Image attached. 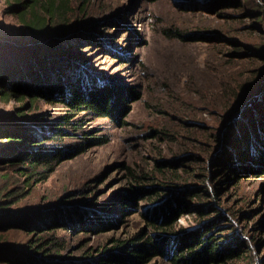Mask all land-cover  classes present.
Segmentation results:
<instances>
[{
	"label": "rangeland",
	"instance_id": "1",
	"mask_svg": "<svg viewBox=\"0 0 264 264\" xmlns=\"http://www.w3.org/2000/svg\"><path fill=\"white\" fill-rule=\"evenodd\" d=\"M217 1L224 5H216ZM10 5L11 0H0V57L5 59L0 58V64H15L19 58L14 55L30 45L18 42L24 32L9 13ZM69 8L68 20L79 26L74 24L73 34L59 41L63 49L64 44L70 49L61 58L45 59L43 70L49 73L50 64L65 67L77 61L76 72L92 83L111 77L123 90L125 107L110 116L79 111L73 119L77 126L49 142L61 148L65 159L47 181L27 186L13 168L0 164V206H5L0 210V259L34 260L26 252L34 250L43 236L57 243L52 252L65 258L61 264H89L91 256L111 241L142 228L149 231L143 216L157 200L155 192L167 186L203 191L204 195L187 200L188 206L216 209H207L205 217L194 209L186 211L170 231L195 228L202 219L221 213L211 236L236 237L264 259V226L259 224L264 220V170L228 175L217 165L229 132L239 131L233 127L239 118L228 122L232 112L224 114L215 101L223 87L238 91L252 76L250 88L262 76L264 81V0H70ZM89 36L99 42L90 45ZM261 95L252 94L255 100ZM28 100L0 99V127L14 128L19 121L14 116L22 106L27 115L45 120L63 113L59 104L43 98L29 111ZM206 102L214 105L209 113L203 111ZM9 146L6 138H0V153L12 151ZM146 176L153 177L156 189L122 214L117 199L131 184L150 187ZM213 188L217 197L211 195ZM56 207L65 209L72 223L81 215L85 223L114 220V226L96 233L71 225L39 236L29 231L33 221L52 215ZM246 260L243 256L234 262Z\"/></svg>",
	"mask_w": 264,
	"mask_h": 264
},
{
	"label": "trees",
	"instance_id": "2",
	"mask_svg": "<svg viewBox=\"0 0 264 264\" xmlns=\"http://www.w3.org/2000/svg\"><path fill=\"white\" fill-rule=\"evenodd\" d=\"M69 2L70 0H11L9 13L16 16L24 32L18 42L26 40L30 45L14 55L19 58V60L14 59L16 67L11 68L15 64L10 61H2L4 63L0 64V99L16 98V101H23L28 98V110L32 111L39 98H43L52 101L53 104H59L63 109V113L54 119L45 120L42 117L27 115V112L22 110L24 108L22 106L17 109L18 114L14 116L19 120L14 123V128L0 127V138H6L10 142L9 147H12V151L0 153V164L13 168L24 178L27 186L31 182L47 181L65 159L61 154V148L49 142L66 136L68 133L66 128L77 126L73 119L79 111L110 116L119 113L125 107L126 97L123 95V90L118 89L111 77H107L105 82L97 78L98 85L96 82L92 83V80L76 72L79 67L77 61H70L65 67L61 64L56 66L50 64L49 73L43 70L45 59L61 58L64 52L69 51L70 47L64 44V41L65 48H62L59 39L73 34L76 30H73L74 24L76 27L79 26V23H72L67 18L71 12ZM216 5L224 4L217 1ZM262 16L260 14V17ZM86 39L91 42L90 45L99 42L96 37L89 36ZM1 60L5 59L1 58ZM25 64L27 66H23ZM10 68L11 71L14 69L11 73H9ZM64 68L68 70L67 74ZM252 78L245 79L242 84H246V87L239 88L240 90L237 88L238 91L236 88L223 87L220 98L215 99L218 103L216 107L224 109V114L233 112L237 106L241 109L242 100L252 89L250 88ZM261 78L263 79V76ZM71 79L74 81L72 85ZM248 80L251 81L247 83ZM250 106L252 108H249ZM213 107L212 102H206L203 111L209 113L214 109ZM253 112L256 114L254 115ZM238 118L237 122L234 121L233 127L238 128L239 131L236 134L229 132L230 137L225 140L226 147H223L216 162L228 175L229 173L236 175L238 170L246 176L255 175L264 170V91L261 97L240 113ZM254 118L255 121L251 120ZM216 157L217 154L214 155V159ZM144 179L150 187L131 184L117 199L116 203L122 214L126 215L128 211H132L131 209L134 210L138 206V201L149 198L146 195L148 191L156 189L155 184L151 182L153 177L146 176ZM230 179L231 177L228 176V180ZM161 188V191L153 195L157 200L148 210L146 209L147 213L143 216L149 231L142 228L127 238L111 241L109 245L91 256L89 264H149L155 259H159L157 264H235L236 260L243 256L247 258L243 264H264V259L255 253L252 254L250 249L239 243L236 237L223 235L221 240L217 235L211 236L212 228L222 218L221 213H217L215 218L202 219L195 228L170 231L173 223L186 211L194 209L200 217H205L208 214L207 209L213 211L216 209L213 205L209 208L200 205L188 206L187 200L204 195L203 191L196 188L191 190L175 189L170 186ZM225 189L226 187H223L222 191ZM211 195L217 197L219 192L213 188ZM0 210H5V206L1 205ZM64 211L66 210L56 207V212L52 215L33 221L29 231L36 232L39 236L71 225L70 228L76 226L77 231L96 233L114 226V220L105 222L100 219L88 220L85 223L81 215L72 223L71 215ZM39 220L40 226L37 225ZM259 224L264 226V220ZM56 245L54 239L46 237L44 239L40 236L33 245L34 250L30 248L26 252L28 256L33 255L34 260H27L25 263L10 262L2 258L0 261L6 264H61L65 258L61 259L52 252L57 248Z\"/></svg>",
	"mask_w": 264,
	"mask_h": 264
},
{
	"label": "water",
	"instance_id": "3",
	"mask_svg": "<svg viewBox=\"0 0 264 264\" xmlns=\"http://www.w3.org/2000/svg\"><path fill=\"white\" fill-rule=\"evenodd\" d=\"M263 91H264V85H263L262 78H260L258 79V84L250 90L249 94L247 93V95L249 96L245 97L244 100H242V108L240 109L237 106L236 109L230 114L228 122H231L237 119L240 116V113L247 106H249V104H252L254 102L255 99L253 98L252 94L254 96H258V95H261Z\"/></svg>",
	"mask_w": 264,
	"mask_h": 264
}]
</instances>
